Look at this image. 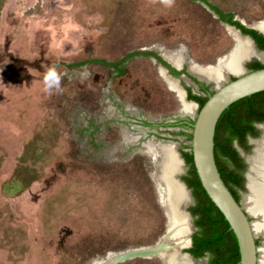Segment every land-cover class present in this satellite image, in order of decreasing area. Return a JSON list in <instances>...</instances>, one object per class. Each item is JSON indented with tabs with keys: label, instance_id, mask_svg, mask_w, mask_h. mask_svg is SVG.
<instances>
[{
	"label": "rangeland",
	"instance_id": "rangeland-1",
	"mask_svg": "<svg viewBox=\"0 0 264 264\" xmlns=\"http://www.w3.org/2000/svg\"><path fill=\"white\" fill-rule=\"evenodd\" d=\"M208 1L260 31L264 0ZM204 4L3 0L0 264H99L115 254L153 247L170 232L173 214L162 147L171 145L180 154L181 144L190 141L178 133L179 127L158 124L195 116L197 105L191 113L182 112L168 79L175 78L182 89L192 84L183 74L163 71L150 57L127 61L121 73L89 60H115L147 49L194 74L192 66L213 67L228 56L237 32ZM51 66L61 77L59 87L45 86ZM255 128L256 139L262 124ZM233 146L243 158L253 143L247 139V150ZM185 172L184 163L179 177ZM246 192H238L241 201ZM188 219L189 238L194 226L191 215ZM251 220L258 264H264V232L256 225L260 217ZM178 241L169 233L163 243L170 248L115 264H182L170 255L186 254L190 244ZM193 259L208 264L207 254Z\"/></svg>",
	"mask_w": 264,
	"mask_h": 264
},
{
	"label": "trees",
	"instance_id": "trees-1",
	"mask_svg": "<svg viewBox=\"0 0 264 264\" xmlns=\"http://www.w3.org/2000/svg\"><path fill=\"white\" fill-rule=\"evenodd\" d=\"M207 4L217 14L220 20L238 28L242 34L250 35L257 48H264V33L253 27H247L242 24L234 17L232 11L223 10L211 2H207ZM2 5L3 0H0V10ZM139 56L154 58L157 63L164 66L173 76H178L182 72L185 73L183 67L181 69L175 68L157 52L147 49L131 50L115 60L94 58L89 61L110 68L116 73H121L127 61ZM245 66L248 70H254L264 67V64L253 59L246 62ZM185 74L194 82L198 83L202 87V90L206 92V94H193L190 92L189 88L186 89L187 99L195 101L198 108H200L205 102L208 94L212 93V91H209L208 86L199 82L195 77L187 73ZM255 121H264V90L234 101L227 109L223 110L216 122L213 137V157L220 177L225 185H227V180L229 179L232 184H235L239 188H245L243 171L246 165L243 158H241L238 151L233 146V142L236 140L239 146L247 150L249 146H247L245 135L250 133L255 137L258 134L257 129L253 125ZM191 122H193V120H191ZM144 123L146 125H151V123L148 122ZM97 127L98 125H94V129ZM179 133L185 135L186 140L191 139V133L186 131H179ZM184 148L188 149L185 150ZM178 150L186 166V172L181 175L180 178L190 190L193 197V204L188 206L187 211L193 218L194 231L190 235V245H188L189 247L185 248L184 251L195 259L207 254L208 264H238L239 250L235 235L232 230L229 229L228 222L224 219L222 213L212 203L203 189L193 165L189 143L181 144ZM233 192L235 200L238 201V193L235 190ZM255 242L257 244L258 240L256 239Z\"/></svg>",
	"mask_w": 264,
	"mask_h": 264
},
{
	"label": "water",
	"instance_id": "water-1",
	"mask_svg": "<svg viewBox=\"0 0 264 264\" xmlns=\"http://www.w3.org/2000/svg\"><path fill=\"white\" fill-rule=\"evenodd\" d=\"M231 27L236 30L239 37L245 38L253 49L264 52V49H259L256 47L253 40L248 35L242 34L240 30L234 26ZM259 30L260 32L264 33V27ZM251 57L254 56H249L246 60L244 59L241 61L240 65L242 71L240 73H230L233 78L227 79L226 73H228V71L225 72L224 80L218 86H215L210 81L203 80L205 83H211L210 89L212 90V93L208 94L205 102L200 108H198L194 117L184 114V116H188L193 120V122L190 123L191 139L189 146L195 171L206 194L212 203L222 213L224 219L228 222L229 229H231L235 235L239 250L238 264H258V245L255 242V232L253 230L251 220L252 215H250L246 210L241 200H235L220 177L215 159L213 157V137L216 122L224 109H227L231 103L242 97L249 96L253 93L264 90V67L256 68L254 70H247L245 66L246 61H249ZM256 59L259 60L258 58ZM160 67L166 71L165 68L162 66ZM262 129H264V125H262ZM249 139L252 141L255 138L250 137ZM175 152L181 161V166L180 170L173 175V178L177 183L180 184L182 190H184L186 194V198L184 200L175 203V208L176 210L185 214L186 217H189L190 213L184 210V207H186V205L189 206V203L193 204V197L190 193V190L186 187L185 183L178 175L182 173L184 168V160L179 156L180 154H178L177 151ZM239 152L241 154L244 153L241 149H239ZM246 155L249 154H245L244 157ZM247 170L248 166L243 173L245 178L244 187L246 189ZM171 223V231L173 232V216H171ZM167 234L163 237V240L159 244L153 247L137 248L115 254L107 258L109 261L106 264H115L131 257L154 255L162 250L170 248V245L163 243L164 238L167 237ZM190 242L191 240L189 237V244ZM185 255L192 262L194 261L193 257H191L188 253Z\"/></svg>",
	"mask_w": 264,
	"mask_h": 264
},
{
	"label": "bare ground",
	"instance_id": "bare-ground-1",
	"mask_svg": "<svg viewBox=\"0 0 264 264\" xmlns=\"http://www.w3.org/2000/svg\"><path fill=\"white\" fill-rule=\"evenodd\" d=\"M257 24H260L259 26L257 25L259 29L264 27V18L260 23ZM249 56H256V58L258 57L259 60H264L263 51H256L245 38L235 35L234 44L228 56L225 59L218 61L214 67L204 70L197 69L193 66L190 67L195 71L196 74L202 78L213 80L214 83L212 81L211 82L215 86H218L223 82L225 72L228 71V73L233 74L240 73L242 71L240 65L241 61L244 59L246 60ZM168 81L178 92L182 112L191 113L195 103L185 99L184 91L179 85H177L175 78L169 77ZM251 143H253L252 152L244 157L246 162L249 164L248 170L246 172V187L248 192L243 194L242 202L250 215H257L260 217L259 224H256L258 228L257 226L256 228L264 232V129L261 136L259 138L253 139ZM162 149L164 156L163 179L166 183L167 193L169 195L167 199L173 214L174 221V229H172L173 232L170 230L167 236L169 233H174V236L180 239V241H178V245H186L189 242V238L186 237L190 230L189 219L185 214L176 210L175 208V203L184 200L186 198V194L184 190H182L180 184L177 183L173 178V175L180 170L181 161L176 152L173 150V146L165 144ZM252 227L255 232L256 230L254 229L253 222ZM170 260L180 261L182 264H194L185 254L178 252L172 253L170 255ZM108 261L109 260L106 259V261H102L99 264H106Z\"/></svg>",
	"mask_w": 264,
	"mask_h": 264
},
{
	"label": "flooded vegetation",
	"instance_id": "flooded-vegetation-1",
	"mask_svg": "<svg viewBox=\"0 0 264 264\" xmlns=\"http://www.w3.org/2000/svg\"><path fill=\"white\" fill-rule=\"evenodd\" d=\"M202 2H204L205 4V6L210 10V11H213L211 8H210V6L207 4V2H209L208 0H201ZM213 13L217 16V14L213 11ZM218 17V16H217ZM219 18V17H218ZM222 21V20H221ZM223 22V21H222ZM223 23H225V22H223ZM241 32V31H240ZM245 35H248V34H245ZM250 38H251V36L250 35H248ZM252 39V38H251ZM253 40V39H252ZM253 42H254V40H253ZM254 44H255V42H254ZM256 45V44H255ZM257 47V46H256ZM264 49V48H263ZM161 56V55H160ZM162 57V56H161ZM256 57V56H255ZM120 58V57H119ZM151 58V57H150ZM163 58V57H162ZM258 58V57H257ZM154 59V58H153ZM259 59V58H258ZM155 60V59H154ZM166 60V59H165ZM261 60V59H260ZM156 61V60H155ZM168 63H170L172 66H174L175 68H178V69H181L182 67L184 68V70H185V73H187L188 75H191V76H193V77H195L199 82H201V83H203L204 85H207L208 86V90L209 91H212L211 89H210V87H211V84H209V83H205L203 80H207V81H212L213 82V80H208V79H205V78H202L201 76H199L198 74H194V73H192V72H190V71H188L187 69H186V67H184V66H181V67H176L175 65H173L171 62H169L168 60H166ZM262 61V60H261ZM159 64V63H158ZM160 66H162L161 64H159ZM163 68H165L164 66H162ZM214 67V66H213ZM208 68H212V67H208ZM166 69V68H165ZM207 69V68H206ZM204 70V69H203ZM248 70V69H247ZM166 72L168 73V74H170L169 72H168V70L166 69ZM185 73H181V74H179L178 76H181L182 74L188 79V81L192 84V85H184V88H183V90H184V92H185V99L186 100H188V101H192L193 103H195V105H197V103L195 102V101H193V100H189V99H187V97H186V95H187V88H189V90H190V92L191 93H193V94H206V92H204V90H202V87L198 84V83H196V82H194L189 76H187ZM171 75V74H170ZM173 76V75H172ZM178 76H174V77H178ZM200 79H199V78ZM226 77L228 78V79H230L231 77H233L231 74L230 75H228V74H226ZM224 79V78H223ZM214 83V82H213ZM197 110H198V105H197ZM191 118L190 117H188V116H185V117H181L179 120H177V121H166V122H161V123H159L158 125H160V126H165V127H168V126H174V127H179L180 129H179V131H186V132H188V133H191V125H190V123H192L191 122ZM144 122H146V121H143L142 123L143 124H145ZM149 123V122H148ZM257 124H262V125H264V121H255V122H253V125L256 127V125ZM155 124L154 123H151V126H154ZM179 131H178V133H179ZM181 134V133H180ZM246 139H248V138H250V137H254V136H252V134H250V133H247L246 135ZM188 141H190V140H188ZM234 142L239 146V144L236 142V140H234ZM185 144V143H184ZM186 144H188V143H186ZM239 147H241V146H239ZM242 148V147H241ZM185 149V148H184ZM186 149H188V148H186ZM243 149V148H242ZM244 150V149H243ZM179 151V150H178ZM240 169V168H239ZM243 173H244V171H243ZM243 176H244V174H243ZM227 188L229 189V191L231 192V194L233 195V197L235 198V196H234V190L238 193L239 191H240V189L241 188H239L238 186H236L235 184H232V182L228 179L227 180ZM239 194V193H238ZM238 201H240V199L238 200Z\"/></svg>",
	"mask_w": 264,
	"mask_h": 264
},
{
	"label": "clouds",
	"instance_id": "clouds-1",
	"mask_svg": "<svg viewBox=\"0 0 264 264\" xmlns=\"http://www.w3.org/2000/svg\"><path fill=\"white\" fill-rule=\"evenodd\" d=\"M60 75L57 74L55 66H51L46 70L44 83L47 88L59 87Z\"/></svg>",
	"mask_w": 264,
	"mask_h": 264
}]
</instances>
